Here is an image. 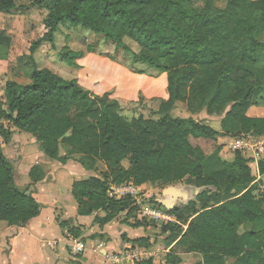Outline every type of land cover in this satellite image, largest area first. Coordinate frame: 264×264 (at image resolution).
<instances>
[{
  "label": "trees",
  "instance_id": "obj_1",
  "mask_svg": "<svg viewBox=\"0 0 264 264\" xmlns=\"http://www.w3.org/2000/svg\"><path fill=\"white\" fill-rule=\"evenodd\" d=\"M31 1L45 4L46 29L31 43L32 53L45 42L54 43L60 25L69 24L104 35L116 50L130 51L124 40L134 41L139 49L132 52L131 63L166 75L168 99L157 119H128L109 93L98 95L77 79L36 64L30 84L6 83L0 115L33 135L49 159L72 160L95 172L73 183L78 215L103 211L105 216L96 215L95 221L105 225L125 211H138L130 197H109L111 183L214 187L197 194L200 208L195 201L172 210L160 204L176 217L164 226L170 230L167 256L199 253L197 264H227L229 259L232 264H264V190L255 192L250 160L237 152L233 161H222L219 170L207 174L208 160L221 153L220 131L193 117L170 115L182 102L191 113L223 115L225 134L264 136V115H248L252 106L264 107V64H258L264 49V0H224L222 5L220 0ZM15 8L16 0H0V12ZM10 45L11 36L0 31V61ZM81 56L82 51L67 50L63 59L74 65ZM2 132L8 138L9 132ZM260 174L264 176V161ZM30 176L34 182L44 179L42 166H34ZM40 212L29 188L16 185L13 165L0 146V219L24 226ZM245 222L255 228L241 232ZM63 225L73 237L82 238L79 226L68 221ZM131 242L147 248L151 243L148 237ZM169 264L183 263L177 257Z\"/></svg>",
  "mask_w": 264,
  "mask_h": 264
},
{
  "label": "rangeland",
  "instance_id": "obj_2",
  "mask_svg": "<svg viewBox=\"0 0 264 264\" xmlns=\"http://www.w3.org/2000/svg\"><path fill=\"white\" fill-rule=\"evenodd\" d=\"M34 2L31 0H16V8L14 10L2 12L4 14L0 15V31H5L11 36V45L7 50V56L0 61V105L5 100L6 83L8 81H16L17 83L24 84L30 78L35 64L39 68H51L57 74L61 73L68 80L74 77L75 67H77L82 73L87 70L94 72L96 80L93 85L94 89L91 91L98 95L109 93L111 98L120 102L121 113L126 118L132 119L141 115L145 118H158L160 107L167 100L164 98L163 93L166 75L148 65H134L131 63L130 57H132V52L139 49L134 41L128 38L124 40L130 51L123 49L116 50L114 42L107 40L102 34H96L81 26L74 27L69 24H62L55 33L54 43L46 42L32 53L30 51L31 43L46 32L43 24L45 16L43 7L45 4L42 5V3ZM223 3L224 0H221L220 4L222 5ZM261 39L264 42V34ZM67 50L74 52L82 51L83 56L75 58L74 65H69L63 59V54ZM258 61L260 66L264 64V49L259 51ZM87 77L90 78L89 75ZM248 112L252 116H262L264 115V107L252 106ZM170 115L181 118L193 117L195 120L208 123L220 131L219 142L221 153L220 156L218 154L208 160L206 164L207 174L219 170L222 167V161H233L236 153L239 152L230 148L229 145L233 140L244 137V135H228L223 133V115L208 114L206 110L191 113L182 102L175 104L170 111ZM8 123L10 124V122ZM256 137L259 139L261 136ZM62 152L64 153V149ZM245 157L249 160L247 158L248 154H245ZM251 160H254V163L249 161V165L256 178L254 181L256 186L255 192L259 194L264 190V176L260 173L258 174L255 158H251ZM261 161H264V151L258 156L259 171ZM124 164L128 166L127 161H124ZM101 169H104V166H100L99 170ZM91 172L95 174V172ZM168 187H175L182 191L190 189L187 201L182 197L175 199V206L177 207L189 201H195L197 207L200 208L197 194H200L201 191L215 190L214 187L197 188L184 182L173 185H162L159 183H148L147 185V189L153 192L158 199L169 198L164 193V190ZM236 192L240 194L243 190L237 189ZM118 219L128 223V225L140 226L145 229L146 237L151 242L149 248L157 251L156 258L159 259V264H169L171 260L177 257L181 258L183 264H197L202 259V255L199 253L173 254L171 257H168L167 254L171 252V248L168 247L167 243L170 230L168 231L164 226L141 219L138 211H134L130 215L125 211L120 214ZM254 228L255 225L253 223L245 222L240 227V231L245 232ZM143 233L144 230L140 232L138 228L136 231L135 229L129 231V234L132 236H139ZM79 239L85 242L87 240L86 238ZM88 245L90 246L91 243H88ZM167 248H169V252L166 251ZM76 258L82 259V255L76 256ZM232 262L233 259H229L227 264H232Z\"/></svg>",
  "mask_w": 264,
  "mask_h": 264
},
{
  "label": "crops",
  "instance_id": "obj_3",
  "mask_svg": "<svg viewBox=\"0 0 264 264\" xmlns=\"http://www.w3.org/2000/svg\"><path fill=\"white\" fill-rule=\"evenodd\" d=\"M2 14L4 13L0 12ZM75 69L74 77L70 79L75 78L85 88L93 90L96 80L94 72L87 70L82 73L77 67ZM58 74L65 78L61 73ZM30 83L31 78H28L23 85ZM163 93L164 98L168 99L166 77ZM6 130L9 136H4L2 148L13 165L16 185L20 189L29 188L40 203L41 212L24 226L9 225L0 219V264H111L104 256L106 251H96L91 245L82 259L73 256L69 249L68 227L63 225L67 221L72 226L80 227L81 237L86 238L87 243L105 242L107 251H120L126 245L133 244L131 240L146 237L143 227L128 225L118 218L100 225L95 221V216H105L103 211L90 216L78 215V204L72 194V186L75 181L92 176V172L72 160L61 163L49 159L33 135L18 130L11 123L7 124ZM225 149L228 150L226 147ZM36 165H41L45 173L44 179L39 182H34L30 176ZM144 185L147 187L148 184ZM137 228L140 232L144 230V233L139 236L129 234V231H136ZM49 241L56 243L51 246ZM153 264H159V259H154Z\"/></svg>",
  "mask_w": 264,
  "mask_h": 264
},
{
  "label": "built area",
  "instance_id": "obj_4",
  "mask_svg": "<svg viewBox=\"0 0 264 264\" xmlns=\"http://www.w3.org/2000/svg\"><path fill=\"white\" fill-rule=\"evenodd\" d=\"M7 124L8 121L0 115V146L4 144L2 131L7 127ZM229 147L241 152L244 156L248 154L247 158H249L251 163H254V160H251V158H255L258 174L260 173L258 156L264 151V136L258 139L254 135L247 134L244 137L233 140ZM108 195L117 200L128 197L132 198L137 206L139 217L145 221L161 226L176 222V217L160 205L156 195L149 191L145 185H136L132 181L120 184L111 183L108 187ZM67 237L70 241L69 249L73 256L83 255L89 248L87 242L73 237L69 231H67ZM55 243L56 241H49V245L51 246ZM91 247L96 251H106L104 256L111 264H137L143 261L154 260L158 254L155 250L134 244L126 245L120 251H107L106 243L103 241H96L94 244H91Z\"/></svg>",
  "mask_w": 264,
  "mask_h": 264
},
{
  "label": "water",
  "instance_id": "obj_5",
  "mask_svg": "<svg viewBox=\"0 0 264 264\" xmlns=\"http://www.w3.org/2000/svg\"><path fill=\"white\" fill-rule=\"evenodd\" d=\"M70 133H67L66 136H69ZM165 195H168V199H158L159 203L165 208L172 210L175 208L176 201L175 199L182 197L184 200L189 199L190 189H185L184 191L177 189L175 187H168L164 190Z\"/></svg>",
  "mask_w": 264,
  "mask_h": 264
}]
</instances>
